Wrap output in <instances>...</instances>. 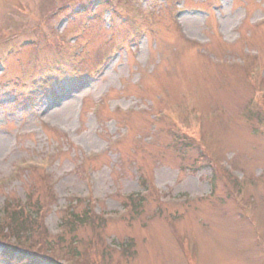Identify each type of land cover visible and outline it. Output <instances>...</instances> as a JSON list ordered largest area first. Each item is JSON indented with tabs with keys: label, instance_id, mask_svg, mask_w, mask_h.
I'll list each match as a JSON object with an SVG mask.
<instances>
[{
	"label": "rangeland",
	"instance_id": "374dc122",
	"mask_svg": "<svg viewBox=\"0 0 264 264\" xmlns=\"http://www.w3.org/2000/svg\"><path fill=\"white\" fill-rule=\"evenodd\" d=\"M9 2L12 0H0V32L4 25L14 29L33 24L27 18L16 19L8 7L3 8ZM49 2L37 0L32 7H46ZM213 3L214 0L179 1V7L187 10L181 17L185 36L169 24L166 6L163 11H167V19L161 23L168 24V31H156L155 40L148 36L138 47L133 46L129 52L123 50L97 81L82 86L76 81L95 68L97 59L108 53L111 44L123 35L121 30L112 33L107 30L108 36H117L112 38L102 30L112 22L111 11L103 13L106 26L99 18L92 21V31L103 32V37L97 38L101 39L100 43L93 41L87 47L91 48L90 54L76 78L52 80L50 92L36 82L30 84L37 72L30 71L31 50L23 46L19 54L10 58L0 71V178L11 175L18 163L45 158L52 183L42 171L18 168L13 177L0 181V219L3 204L13 208L15 203L28 199L33 205L24 207L22 212L39 220L41 229L45 224L54 232L63 229L64 213H60L58 205L70 201V207L79 212L84 204L89 206V200L78 205L70 198L87 195L92 198L96 212L121 213L123 196L145 189L139 178L143 182L151 176L155 186L142 203V214L109 218L97 228L99 233H106L109 242L132 243V246L134 242L135 253L132 250L125 258L105 253V264H264V178H256L264 169V128L254 130L255 124L244 116L242 109L250 95L248 79H244L243 73L259 65V77L264 81V21L260 22L264 19V0H227L224 8L217 11L215 20L210 14ZM147 4L152 7L150 0ZM19 5L13 3L15 8ZM130 5L137 4L133 1ZM59 20L52 23L57 25ZM255 24L258 26H251ZM60 25L64 33V24ZM112 26L116 28L115 24ZM244 49L257 50L259 54L247 57ZM38 59L41 67L65 65V57L54 62L53 58L39 54ZM227 59L245 63L231 65ZM259 66L253 69L254 73ZM65 86H70L71 95L63 97L45 115H33L34 107L50 104L51 96ZM27 87H31L29 95ZM130 101L142 105V113L133 109L124 112ZM163 109L174 110L175 117L194 128H198V122L193 121L194 110L199 111L202 118L199 140H205L199 144L206 143L213 158L230 162L232 157L231 163L239 175L245 174L255 183L259 180L256 184L242 181L235 187V196L248 201L243 204L229 200L225 188L233 189L232 184L226 187L219 181L212 196L198 200L211 190L206 177L212 176L214 170L206 163L212 158L207 156L203 164L194 167L198 149L193 144L184 146L167 131L166 112L158 118L152 117ZM50 125L56 126L60 133L54 132ZM125 132L124 137L112 141ZM44 151L49 154L45 155ZM88 151L100 154L92 153L87 159ZM189 197H195V202L187 203ZM178 198L184 201L175 202ZM42 202L46 210L43 214L36 213ZM159 204L167 207H164L167 212L179 215L174 227V223H164L156 210ZM65 233L64 241L58 243L39 232L42 251L33 253L42 255L43 264L101 261L104 246L92 236L89 225L70 232L65 226ZM71 234L79 240L74 247L77 250L69 246ZM89 238L95 242L88 243ZM29 245L37 249L32 240ZM84 249V257L72 255ZM0 264L10 263L0 259Z\"/></svg>",
	"mask_w": 264,
	"mask_h": 264
},
{
	"label": "trees",
	"instance_id": "16d2710c",
	"mask_svg": "<svg viewBox=\"0 0 264 264\" xmlns=\"http://www.w3.org/2000/svg\"><path fill=\"white\" fill-rule=\"evenodd\" d=\"M18 215H19V213H17L16 216H14V220H15V222H17V220H18V218H19ZM14 229H15V231H18L17 226H15ZM11 252H12V251H11ZM33 264H37V263H33Z\"/></svg>",
	"mask_w": 264,
	"mask_h": 264
}]
</instances>
